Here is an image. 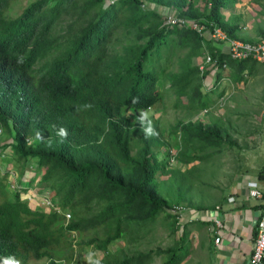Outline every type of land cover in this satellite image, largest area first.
Wrapping results in <instances>:
<instances>
[{
	"label": "trees",
	"instance_id": "1",
	"mask_svg": "<svg viewBox=\"0 0 264 264\" xmlns=\"http://www.w3.org/2000/svg\"><path fill=\"white\" fill-rule=\"evenodd\" d=\"M15 1L0 0V79L10 91L0 88V135L11 140L0 150L9 149L10 158L23 166L37 159L36 168L45 169L42 183L71 220L65 226L62 216L32 209L18 192L9 196L10 187L0 178V264L9 258L82 264L88 248L102 254L88 264H152L154 256H163L162 264H180L187 232L175 247L109 251L119 241H140L160 218L175 234L179 215L172 209L188 201L185 193L192 189H182V183L168 189L176 186L181 203L159 193L157 177L178 171L166 169L169 154L156 150L165 147L160 132L151 119L141 122V113L167 95L174 109L206 110L224 63L234 84L259 69L252 60H231L195 31L165 26L161 13L140 5L178 10L210 32L220 29L229 39L249 42L240 36L239 16L223 14L239 0H121L110 7L105 0H33L11 18L4 12ZM119 37L123 45L116 50ZM178 53L180 71L171 72L168 64ZM206 56L211 63L201 71L193 59ZM32 64L43 67L33 75ZM213 70L209 88L204 81ZM221 125L177 123L179 160H206L197 152L222 146L228 134ZM149 126L152 135L144 131ZM62 128L66 137L59 135ZM190 149L194 155L186 156ZM259 174L264 177V169Z\"/></svg>",
	"mask_w": 264,
	"mask_h": 264
},
{
	"label": "rangeland",
	"instance_id": "2",
	"mask_svg": "<svg viewBox=\"0 0 264 264\" xmlns=\"http://www.w3.org/2000/svg\"><path fill=\"white\" fill-rule=\"evenodd\" d=\"M32 1L33 0H16L10 5L9 9L5 12V15L16 18ZM251 1L254 2L253 0H239V3H237V5L233 9L229 10L226 13L227 15H231L234 12H237L236 15L239 12L243 14L241 19L242 23L240 36L241 38L249 42L250 40L253 41L255 39L257 31L256 18H259V15L257 14L259 13V11L254 10V6L252 5ZM162 18L164 20V16ZM262 27L264 28V19ZM121 45L123 44L120 41L119 37L115 40L114 47L116 48V50H121ZM179 56H181V53L176 54L173 57L172 62L168 64V70H171V72L180 71V66L177 59ZM193 65L203 66L204 68H208L209 66L205 65L204 58H194ZM213 76L214 72L212 71L210 78L213 79ZM207 77L204 81V85L210 88L212 82L211 79L209 81ZM217 87H219V89L217 88L215 93H212L208 96L212 103L206 110L196 112L174 109L172 105L168 103L169 96L167 95L164 99V101H166V105H159L157 107L155 106L154 109L149 110L147 113V116L150 119L156 121L154 123L158 129H155L156 131L160 132L161 140L165 146L164 148L160 146L156 150H161V152H166L169 154V159L167 160L168 168L166 169L174 168L178 171L173 175L175 176L173 179H170L172 175L170 177L162 175H159L157 177V189L159 193L163 197L167 198L170 202L181 203L182 199V197H180L176 192V186L172 191H168V189L173 185L182 183V189L193 186V190L191 193L194 194L196 192L195 196L192 197L193 201L195 202L199 197V195L197 194L198 191L202 192V190L204 189V185H206L208 182H211V180H208V178H206V171L210 168L211 164L207 163L208 160H204L202 162L195 161L194 163L190 164H183L179 160L178 149L175 146L178 141V134H173V130L177 123L180 122L183 124H196L198 121H200L204 124H222V128L224 129V131H226V133L228 134L227 137H230V141L233 144L232 147L229 148V150L231 149L230 151L226 150V156L223 157L222 160L221 158H217V160H219V164L222 163L223 165L220 171H226L228 169L233 170V168L239 167L245 162L247 167H249L250 165L247 164V161L240 159L239 153L241 150L238 151L237 146H256V141L259 139V137H262L264 139V69L259 68L256 73L246 78V82L234 84L230 81H226L223 83H219ZM222 91L224 94L223 96L219 97L220 92ZM152 128L154 129V127ZM7 139L8 137H6L5 135H0V145ZM210 151H212V149L208 147V149H206L204 152H197V155L203 154L202 156H205L206 154H209ZM1 152L7 155L5 159L10 158L11 154L9 152V149H6L5 151L0 150V153ZM245 152L251 153L247 150H245ZM240 154L245 157V154ZM185 155L193 156L194 150L190 149L185 151ZM252 160L257 165L263 159L257 158L255 160ZM5 163H0V178L4 176V179L6 180L10 188L18 187V181L20 180H27L26 175L23 176V178L20 175V164L13 165V162H7V165H5ZM27 167L28 168H26L25 173L30 174L29 176L32 177L34 175V172L33 169H31V163H29ZM34 180L35 177L32 179V181L28 180L26 182L27 186H30V190H28L29 194H34V189L41 188V184L37 187H35L34 185L32 186V182ZM188 194L189 192L185 193V196ZM26 198H29V196L26 195ZM32 202L35 203L34 200H32ZM46 211H48V209H46ZM161 216L163 215H160V217ZM164 224L165 225H163V220H161L160 218L155 224L156 230L150 234L143 236L140 241L128 242L124 240L116 242L109 248L110 254L117 253L119 255L121 252L132 254L135 252L137 253L150 250H159L160 248L165 249L171 246L173 244L174 235H171L170 233L168 234L167 226H169V222L166 221ZM81 258L83 259L82 264H88L94 259H102V254L98 253L92 248H88L83 250V252L81 253ZM164 260L165 258L163 256H154L152 264H162ZM29 264H46V262L33 261ZM62 264L74 263L63 262Z\"/></svg>",
	"mask_w": 264,
	"mask_h": 264
},
{
	"label": "crops",
	"instance_id": "3",
	"mask_svg": "<svg viewBox=\"0 0 264 264\" xmlns=\"http://www.w3.org/2000/svg\"><path fill=\"white\" fill-rule=\"evenodd\" d=\"M251 3L254 10L259 11L257 13L259 18H256V36L253 40L257 41L264 38V28L262 27L264 0L251 1ZM228 11L223 12L226 18L230 17L226 14ZM236 13L231 15H236ZM237 16H239L241 26L243 14L239 12ZM205 39L211 40L209 36H206ZM212 44L226 53L225 47L217 44L215 40L212 41ZM256 64H258V69H264V64ZM228 73L230 74V68ZM210 76L211 73L207 77L209 81ZM232 144L230 137H227L222 141V146L211 148L212 151L206 154L207 163H211L210 168L206 171V178L211 182L204 185L202 192L198 191L199 197L195 202L192 197L196 192L191 193L193 190V186H191L188 201L180 205L182 211L179 215L178 230L175 234H171L174 235L171 246L175 247V242L184 232H187L184 243L186 252L180 253L182 256L180 264H246L249 259L257 223L264 204V177L259 174L264 169V139L259 137L256 146L235 145L238 151H242L240 153L245 154V157L240 153L239 156L241 160L247 161L249 167L245 162L233 170L220 171L223 165L219 164L217 158L222 160L226 156V150H231L229 148L232 147ZM245 150L251 153H247ZM257 158L263 160L256 165L252 159ZM253 189H259L263 198L251 197L249 192ZM230 198L233 200L230 201ZM217 239L218 242H216Z\"/></svg>",
	"mask_w": 264,
	"mask_h": 264
},
{
	"label": "built area",
	"instance_id": "4",
	"mask_svg": "<svg viewBox=\"0 0 264 264\" xmlns=\"http://www.w3.org/2000/svg\"><path fill=\"white\" fill-rule=\"evenodd\" d=\"M165 24L172 27L188 28L196 31L200 36L206 38L209 36L212 40L219 45H222L226 49L228 57L233 61H244L252 60L256 63L264 64V38L253 42H243L239 40L229 39L224 32L220 29H215L213 32L206 30L204 26L199 25L196 22L188 21L185 17L178 14L176 11L174 13L165 16ZM211 59L209 56L205 58V65H209ZM229 66L223 64V73L220 83L230 81L229 77ZM201 71L204 70L203 66H199ZM214 74L215 70H213ZM246 77V74L244 75ZM250 196L256 199H262V192L259 189H253L249 192ZM233 199L230 198V201ZM182 211L181 207H175L172 209L174 214L180 215ZM69 217V216H68ZM218 242V239L216 240ZM246 264H264V204L260 212L259 220L257 223L256 234L253 238L252 250L249 259Z\"/></svg>",
	"mask_w": 264,
	"mask_h": 264
},
{
	"label": "clouds",
	"instance_id": "5",
	"mask_svg": "<svg viewBox=\"0 0 264 264\" xmlns=\"http://www.w3.org/2000/svg\"><path fill=\"white\" fill-rule=\"evenodd\" d=\"M119 1H121V0H105V2H104V7H110V6H114L116 3H118ZM141 8L143 9V10H151V9H154L155 11H157V12H159V13H161V16L163 17L164 16V22H163V24L165 25V26H168V25H166L165 24V16H167L168 14H171V13H174V11H176L178 14H180L177 10H175V9H172V8H166V9H160L159 7H157V8H155V7H153V6H151V5H149L146 1H144V2H142L141 3ZM159 10V11H158ZM169 10H172L173 12H170ZM4 14H5V12H4ZM181 15V14H180ZM182 16V15H181ZM12 18V17H11ZM187 19V18H186ZM188 21H193V22H195L194 20H190V19H187ZM197 23V22H196ZM200 25V24H199ZM203 26V25H202ZM168 27H172V26H168ZM174 28H178V29H188V28H179V27H174ZM189 30V29H188ZM191 30V29H190ZM193 31V30H192ZM196 32V31H195ZM199 35V34H198ZM203 37V36H202ZM205 38V37H204ZM212 40V39H211ZM213 41V40H212ZM206 58V57H205ZM42 67H43V65L42 64H39V65H36V64H32V66H31V69H30V71L31 72H33V75H35L37 72H36V70H38V71H41V69H42ZM198 68H199V66H198ZM216 77V72H215V74H214V78ZM214 81V80H213ZM212 84H213V82H212ZM4 88V90H6V91H8L9 93H10V91H9V89H8V87L2 82V79H0V88ZM211 87H212V85H211ZM8 97H11V95L10 96H8ZM169 100V99H168ZM5 101H7L6 99H5ZM134 103L135 102H137V100L136 99H134V101H133ZM168 103L170 104V105H172L171 103H170V101H168ZM159 105H166V101H163V103L162 104H158V105H156V107L157 106H159ZM155 108V107H154ZM153 108V109H154ZM147 113H148V111L147 112H142L141 113V116H140V119H141V122H143V120H144V118L145 117H147V118H149L148 116H147ZM150 119V118H149ZM152 120V119H151ZM154 122H156V121H153L152 120V123H154ZM180 123V122H179ZM155 124V123H154ZM177 125V124H176ZM1 130V129H0ZM145 132H146V134L147 135H152V134H154L153 133V129L151 128V126H149L147 129H145L144 130ZM0 134H2V133H0ZM4 135V134H3ZM59 135L61 136V137H66L67 136V132H66V130L65 129H60V131H59ZM6 141H10L11 142V140L9 139V137H8V139L6 140ZM34 142V140H32V139H29V140H27V143H28V145H31L32 143ZM2 153V152H1ZM0 153V154H1ZM5 157H7V155H3L2 157H0V163H5ZM1 158H4V159H1ZM7 159V158H6ZM2 161V162H1ZM37 161V159H35V158H33V159H31L30 161H28V162H26L25 164H24V166H23V164H20V166H21V171H20V173L22 172V174H20L21 176H22V178H23V176H27V180H20V181H18V183H19V185H18V187H15V188H10V191H8V194H9V196H10V194H13V193H16V192H18V195H19V198L23 201V202H26L27 203V205L29 206V207H31L32 209H40V210H42L44 213H46V214H48V213H56V214H58V215H60V216H62L63 217V220H64V225L66 226L69 222H70V220H71V214L70 213H68V212H66L65 210H63L60 206H57L54 202H53V196H54V193H53V191L51 190V188H50V186H49V184H47V183H42V178H43V175H44V173H45V169L44 168H41V169H37L36 168V166H35V162ZM7 162H13L14 164L13 165H19V164H17L12 158H10V161H6V163H5V165H7ZM29 163H31V169H33V172H34V175L31 177V176H29L30 174H26L25 173V170H26V168H28L27 167V165L29 164ZM37 171H38V173H37ZM35 177V180L32 182V186L34 185L35 187H37L38 185H40L41 184V188L40 189H34L35 190V192H34V190H33V192H34V194H29V191L28 190H30V186H27V181L28 180H30V181H32V179ZM2 178H4V176L2 177ZM37 178H38V180H37ZM25 179V178H24ZM6 181V180H5ZM8 184V183H7ZM44 184V185H43ZM25 191H27V192H25ZM49 192H50V195H49ZM31 193V192H30ZM26 195L27 196H29V198H26ZM32 200H34L35 201V203H33L32 202ZM40 203V204H39ZM48 209V211H46V209ZM69 216V217H68ZM71 238L72 239H74V241H75V239H77V234L76 233H72L71 234ZM75 246V245H74ZM73 246V247H74ZM41 261H44V262H47L46 260H41ZM41 261H35V262H41ZM31 262H33V261H28L27 262V264H29V263H31ZM64 261H62L61 262V264L63 263ZM5 264H26V263H21V261L19 260H15L14 258H9V259H7L6 261H5ZM97 264H98V262H97Z\"/></svg>",
	"mask_w": 264,
	"mask_h": 264
}]
</instances>
